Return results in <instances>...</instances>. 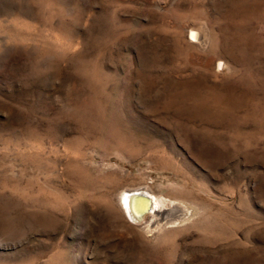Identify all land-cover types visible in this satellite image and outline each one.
Wrapping results in <instances>:
<instances>
[{
    "label": "rangeland",
    "instance_id": "obj_1",
    "mask_svg": "<svg viewBox=\"0 0 264 264\" xmlns=\"http://www.w3.org/2000/svg\"><path fill=\"white\" fill-rule=\"evenodd\" d=\"M0 264H264V0H0Z\"/></svg>",
    "mask_w": 264,
    "mask_h": 264
},
{
    "label": "bare ground",
    "instance_id": "obj_2",
    "mask_svg": "<svg viewBox=\"0 0 264 264\" xmlns=\"http://www.w3.org/2000/svg\"><path fill=\"white\" fill-rule=\"evenodd\" d=\"M123 203L130 217H132L135 220L141 217L145 210L147 209L153 210L155 208L154 203H150L149 196H147L144 193L136 192V191L126 192L123 196ZM171 206H172V209L169 210V212H172V211H179L181 213L187 212V210H185L183 206L175 202H172ZM157 213L158 215L163 216L166 212L163 214V212H161V210L159 209Z\"/></svg>",
    "mask_w": 264,
    "mask_h": 264
}]
</instances>
